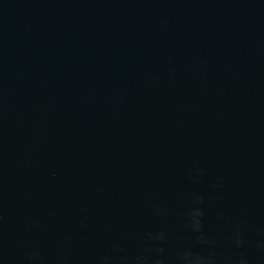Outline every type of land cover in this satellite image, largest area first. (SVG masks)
<instances>
[{"label": "water", "instance_id": "water-1", "mask_svg": "<svg viewBox=\"0 0 264 264\" xmlns=\"http://www.w3.org/2000/svg\"><path fill=\"white\" fill-rule=\"evenodd\" d=\"M0 264H264V0H0Z\"/></svg>", "mask_w": 264, "mask_h": 264}]
</instances>
